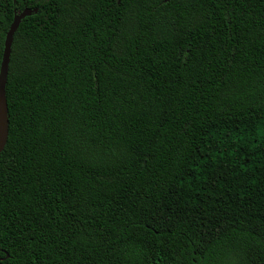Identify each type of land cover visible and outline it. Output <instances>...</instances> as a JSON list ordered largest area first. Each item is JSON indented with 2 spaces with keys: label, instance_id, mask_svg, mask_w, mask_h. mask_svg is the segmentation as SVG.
Instances as JSON below:
<instances>
[{
  "label": "trees",
  "instance_id": "16d2710c",
  "mask_svg": "<svg viewBox=\"0 0 264 264\" xmlns=\"http://www.w3.org/2000/svg\"><path fill=\"white\" fill-rule=\"evenodd\" d=\"M0 264H264V0H0L15 11Z\"/></svg>",
  "mask_w": 264,
  "mask_h": 264
},
{
  "label": "water",
  "instance_id": "95a60500",
  "mask_svg": "<svg viewBox=\"0 0 264 264\" xmlns=\"http://www.w3.org/2000/svg\"><path fill=\"white\" fill-rule=\"evenodd\" d=\"M36 12H37L36 7L33 9L24 8L19 12L15 11L13 20L5 36L4 49L0 63V153L2 152V150L6 145L8 138V131H9L6 82H7L8 65L10 60L11 46L13 42L14 33L24 17L29 16L32 13H36Z\"/></svg>",
  "mask_w": 264,
  "mask_h": 264
}]
</instances>
